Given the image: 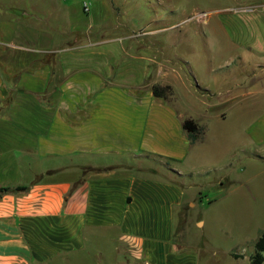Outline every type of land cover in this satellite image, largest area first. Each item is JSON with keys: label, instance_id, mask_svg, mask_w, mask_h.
Instances as JSON below:
<instances>
[{"label": "crops", "instance_id": "0c3cea01", "mask_svg": "<svg viewBox=\"0 0 264 264\" xmlns=\"http://www.w3.org/2000/svg\"><path fill=\"white\" fill-rule=\"evenodd\" d=\"M261 7L244 9L237 17L243 25L235 28L240 47L261 57L257 85L245 88L244 69L226 94L227 100L253 94L254 151L241 155L219 147L222 157L229 154L225 177L233 171L241 183L253 171V201L239 197L225 205L237 209L238 223L246 222L244 208L254 214L264 205ZM20 33L23 39L51 38L23 26ZM106 40L0 49V264H244L240 252L215 245L206 233L196 240L188 228L189 210L198 202L184 169L203 153V136L193 140L184 120L211 128L178 104L177 70L113 37ZM156 83L171 84L173 93L156 94ZM228 110L205 114L224 122ZM237 120L234 129H245ZM236 190L239 195L240 184ZM206 223L195 220L201 228ZM261 234L251 236L254 245Z\"/></svg>", "mask_w": 264, "mask_h": 264}, {"label": "rangeland", "instance_id": "374dc122", "mask_svg": "<svg viewBox=\"0 0 264 264\" xmlns=\"http://www.w3.org/2000/svg\"><path fill=\"white\" fill-rule=\"evenodd\" d=\"M85 1L89 10L84 8ZM259 4L263 6L264 0H0V49L30 43L44 50L69 44L84 47L106 44L111 42L106 38L113 37V43L131 45L133 52L175 67L179 74L174 79L178 104L211 128L200 131L197 138L203 136V143L198 150L203 149V153L193 167L184 169L198 202L189 210L188 228L196 240L206 233L215 245L240 252L239 257L244 258L240 262L252 264L256 245L251 236L264 231V205L254 214L250 207L244 208L246 222L240 223L237 209H226V204H236L239 197L245 203L253 201L254 178L252 168L245 182L238 183L233 171L225 177L222 165L229 154L222 157L219 147L230 153L237 149L241 155L254 151L253 94L248 92L236 100H227L226 94L230 85L245 76L244 69L245 88L251 90L257 85L254 80L260 72L261 57L240 47L235 28L243 25L237 17L247 9L245 6L253 10L261 7ZM21 26L30 33H48L51 38L23 39ZM261 107L256 105L257 110ZM209 109H229L228 119H209L205 114ZM238 117L245 129H234ZM208 144H212L210 151L205 152ZM259 196L264 203V194ZM198 217L207 220L205 227L196 226ZM248 219H254V225H248Z\"/></svg>", "mask_w": 264, "mask_h": 264}, {"label": "trees", "instance_id": "16d2710c", "mask_svg": "<svg viewBox=\"0 0 264 264\" xmlns=\"http://www.w3.org/2000/svg\"><path fill=\"white\" fill-rule=\"evenodd\" d=\"M153 89L156 94L163 96H170L173 93V86L169 83L153 85ZM184 127L188 130L190 137L194 140L199 136L201 126L194 118H186L184 120ZM9 187H2V189ZM17 188H25L24 186H18ZM256 251L253 255L252 264H262L264 260V231L256 240Z\"/></svg>", "mask_w": 264, "mask_h": 264}, {"label": "built area", "instance_id": "2783aa9c", "mask_svg": "<svg viewBox=\"0 0 264 264\" xmlns=\"http://www.w3.org/2000/svg\"><path fill=\"white\" fill-rule=\"evenodd\" d=\"M84 8L85 10H89L90 9V5L87 1L84 2Z\"/></svg>", "mask_w": 264, "mask_h": 264}]
</instances>
